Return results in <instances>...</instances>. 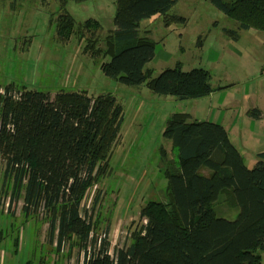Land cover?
<instances>
[{
    "label": "trees",
    "instance_id": "obj_1",
    "mask_svg": "<svg viewBox=\"0 0 264 264\" xmlns=\"http://www.w3.org/2000/svg\"><path fill=\"white\" fill-rule=\"evenodd\" d=\"M178 1L116 0V28L102 46L93 34L87 37L85 48L103 60L106 76L126 86L140 89L146 84L152 92L178 100L210 95L216 89L206 69L183 70L177 63L153 77V70L146 67L155 57L156 42L150 30L140 33V22L161 15L168 25ZM206 1L240 29H264V0ZM92 20L76 23L65 13L59 33L66 37L76 33L82 39L85 29L93 33L98 27L99 22ZM226 31L239 38L236 30ZM252 114L259 118L260 110ZM123 117L122 105L111 93L60 91L51 96L26 86L0 84L1 193L23 201L25 222L42 212L47 238L55 242L56 251L67 248L69 258L74 249L83 252L82 264H262L264 152L253 167L246 166L222 124L189 120L187 113L173 114L164 129L176 153L175 159L165 160L164 198L141 208L146 222L131 233L127 244L110 253L107 233L98 240L100 220L92 221L84 202L108 174ZM161 152L165 159L163 146ZM226 191L235 205L234 219L224 210ZM99 201L98 192L93 205Z\"/></svg>",
    "mask_w": 264,
    "mask_h": 264
},
{
    "label": "rangeland",
    "instance_id": "obj_2",
    "mask_svg": "<svg viewBox=\"0 0 264 264\" xmlns=\"http://www.w3.org/2000/svg\"><path fill=\"white\" fill-rule=\"evenodd\" d=\"M65 13L76 23L94 19L98 27L93 33L85 29L82 39L76 33L61 35L60 20ZM115 13L116 0H0L1 85L26 86L51 96L60 91L85 90L94 96L111 93L122 105L121 137L108 174L84 202L91 209L92 221L100 220L95 233L98 240L107 233L111 254L146 222L141 208L150 200L163 199L167 192L166 161L175 159L176 153L163 133L173 114L187 113L189 120L222 124L250 168L264 152V29H240L206 0H179L168 15L175 17L168 25L161 15L141 20L140 33L150 30L156 42L155 57L146 66L153 70V77L177 63L183 70L203 68L211 74L214 92L178 100L156 94L146 84L135 89L109 78L102 70L103 60L85 48L86 38L92 34L97 45H103L104 37L116 28ZM226 30H236L239 38ZM254 109L263 116L254 117ZM3 169L0 160V230L4 231L0 237L6 235L0 239V264H82L83 252L77 254L74 249L69 258L67 248L56 251L55 242L47 238L48 224L42 212L30 215L24 223L32 230V238L25 229L24 241L21 238L17 244L16 233L11 234L8 226L17 222L20 227L25 222L23 201L1 193ZM98 192L99 204L93 205ZM227 193L224 210L234 219L237 212ZM260 254L264 264V251Z\"/></svg>",
    "mask_w": 264,
    "mask_h": 264
},
{
    "label": "crops",
    "instance_id": "obj_3",
    "mask_svg": "<svg viewBox=\"0 0 264 264\" xmlns=\"http://www.w3.org/2000/svg\"><path fill=\"white\" fill-rule=\"evenodd\" d=\"M263 115H262V113L260 112V117H262ZM259 117V118H260ZM169 142L171 143V141L169 140ZM172 145V144H171ZM20 223H22L21 224V226L20 227H18L16 224H17V222H12L11 224L9 223V226H8V228H9V230H10V232L11 231H13L11 234H14V233H16V240H17V244H19V240L22 238V240L24 241V230H25V232L28 234L29 233V236H30V234L32 233V230L31 229H29V226L28 225H26V224H24V223H27V222H24V221H21ZM26 225V226H25ZM27 227V228H26ZM7 228V229H8ZM30 230V231H29ZM21 231V232H20ZM2 233H4V231L1 229L0 230V234H2ZM6 235H4L3 236V238L5 237ZM3 238H1L0 237V239L2 240ZM31 238H32V234H31ZM30 241V240H29Z\"/></svg>",
    "mask_w": 264,
    "mask_h": 264
}]
</instances>
